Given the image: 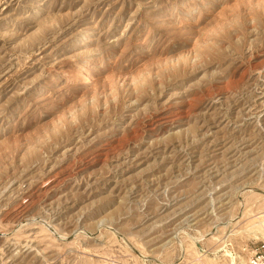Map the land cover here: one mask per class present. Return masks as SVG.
<instances>
[{
  "label": "rangeland",
  "instance_id": "rangeland-1",
  "mask_svg": "<svg viewBox=\"0 0 264 264\" xmlns=\"http://www.w3.org/2000/svg\"><path fill=\"white\" fill-rule=\"evenodd\" d=\"M0 84V264H264V0H0Z\"/></svg>",
  "mask_w": 264,
  "mask_h": 264
},
{
  "label": "bare ground",
  "instance_id": "bare-ground-1",
  "mask_svg": "<svg viewBox=\"0 0 264 264\" xmlns=\"http://www.w3.org/2000/svg\"><path fill=\"white\" fill-rule=\"evenodd\" d=\"M46 20V19H45ZM42 22V21H41ZM44 22V21H43ZM39 25V24H38ZM164 26V25H163ZM70 27V26H69ZM93 28V31H91L90 32V34H95V30H98V28H94V27H92ZM92 28H91V30H92ZM191 31V30H190ZM88 32V31H87ZM93 32V33H92ZM97 34V33H96ZM190 35V34H189ZM194 35V34H193ZM91 35H83L82 36V39L84 40H82L85 44H88L87 42L89 41V40H91ZM57 38V37H56ZM93 41H95L96 40V37L94 36L93 37V39H92ZM87 41V42H86ZM79 43V42H78ZM42 45V44H41ZM80 45H78V47H79ZM89 46V45H88ZM43 47H44V45H43ZM72 47V46H71ZM75 47V46H74ZM77 47V46H76ZM77 47V48H78ZM90 47V46H89ZM45 48V47H44ZM96 50L95 49H90V50H88L86 47H84V49L79 53L78 52V58L80 59V58H83V61L81 62V64L78 66V67H76L75 65V69H74V73H73V76L71 77V80L69 81V82H71V83H75L77 86L76 87H87V85L92 81V76H91V72H93L92 71V66L95 64L96 65V60H95V57H96ZM77 55V54H76ZM98 55V54H97ZM44 56H46V55H44ZM87 56H89L88 58H85V57H87ZM41 58V57H40ZM50 58V56L48 55V56H46V57H44V58H42V59H49ZM70 58V57H69ZM72 58H74V57H72ZM51 59V58H50ZM65 59H66V57H65ZM68 59V58H67ZM78 59V60H79ZM81 60V59H80ZM64 62V61H63ZM76 62V61H75ZM37 63H38V61H37ZM45 63V62H44ZM47 63H49V67L50 68H54L56 65H58L59 64V61L58 62H56V60L55 61H51V62H47ZM61 64V63H60ZM59 64V65H60ZM67 64V63H66ZM98 65V64H97ZM48 66V65H47ZM46 67V66H45ZM62 67V66H61ZM64 67V66H63ZM62 67V68H63ZM52 70V69H51ZM51 70H49L50 72H51ZM54 70V69H53ZM66 70V69H65ZM64 70V72H66ZM58 71V70H57ZM53 72V71H52ZM63 72V71H62ZM69 72V71H68ZM67 72V73H68ZM72 72V71H71ZM66 73V74H67ZM62 74V73H61ZM69 75V74H68ZM63 76V75H62ZM69 78V77H68ZM5 81V80H4ZM95 81V80H94ZM96 82H99V81H95L94 83H96ZM5 83V82H4ZM91 83H93V82H91ZM2 84V83H1ZM0 84V85H1ZM70 85V84H69ZM96 84H94V86H95ZM98 85V84H97ZM67 86V85H66ZM89 86V85H88ZM93 86V85H92ZM91 86V87H92ZM93 86V87H94ZM68 87V86H67ZM75 87V88H76ZM92 87V88H93ZM97 87V86H96ZM63 88H66V87H63ZM84 89V88H83ZM87 89L88 88H86V89H84V90H86L87 91ZM90 89V88H89ZM80 90V89H79ZM91 90V89H90ZM90 90H88L89 92H90ZM93 90H94V88H93ZM96 90V89H95ZM58 91H59V89H58ZM77 91V90H76ZM97 91V90H96ZM95 92V91H94ZM91 93V92H90ZM263 94V93H262ZM90 95V94H89ZM84 96H85V94H84ZM94 96V95H93ZM262 97V96H261ZM83 98V97H82ZM42 99V98H41ZM45 99V98H44ZM47 100V99H46ZM84 100V99H83ZM38 102V101H37ZM42 102V101H41ZM46 102V101H45ZM258 103V102H257ZM190 105V104H189ZM25 198V197H24ZM23 199V198H22ZM264 227L262 226V229H263ZM16 253V252H15Z\"/></svg>",
  "mask_w": 264,
  "mask_h": 264
}]
</instances>
